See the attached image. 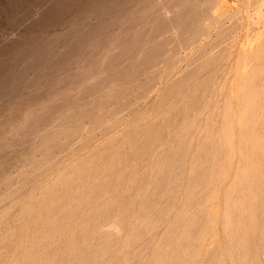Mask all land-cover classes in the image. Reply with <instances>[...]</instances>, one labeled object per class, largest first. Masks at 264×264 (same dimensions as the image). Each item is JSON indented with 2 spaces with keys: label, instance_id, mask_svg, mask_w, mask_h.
Wrapping results in <instances>:
<instances>
[{
  "label": "rangeland",
  "instance_id": "rangeland-1",
  "mask_svg": "<svg viewBox=\"0 0 264 264\" xmlns=\"http://www.w3.org/2000/svg\"><path fill=\"white\" fill-rule=\"evenodd\" d=\"M221 42L235 50L228 58L231 86L242 69L239 86L252 124L264 125V0H0V240L15 238V212H5L20 205L46 264H147L145 255L169 242L168 225L180 211L175 129L166 109L148 110L146 120L133 117L146 95L150 104L183 80L198 48L214 59ZM89 79L87 110L115 137L108 144L97 136L82 184L84 195H103L112 206L101 223L76 211L82 196L59 187L68 183L62 165L80 167L57 154L62 125L40 131L39 106ZM39 176L46 182L36 190ZM253 184L247 225L259 246L251 264H264V191L258 176ZM37 205L43 210L36 212Z\"/></svg>",
  "mask_w": 264,
  "mask_h": 264
},
{
  "label": "clouds",
  "instance_id": "clouds-1",
  "mask_svg": "<svg viewBox=\"0 0 264 264\" xmlns=\"http://www.w3.org/2000/svg\"><path fill=\"white\" fill-rule=\"evenodd\" d=\"M220 47L214 59L208 58L206 48H198L188 58L183 80L150 104L147 101L151 97L146 95L139 101L143 111L133 117V121L146 120L148 110L166 109L169 126L175 129L180 211L168 225L169 242L146 254L147 264H245L246 259L251 264L259 246L251 237L247 213L257 176L264 191V125L252 124L239 86L244 78L242 69L237 87L231 86L228 58L235 50L222 42ZM53 79L54 71L48 80ZM93 83L84 80L75 92L71 88L57 91L42 103L39 111L44 114V123L40 131L62 125L57 154L78 162L80 167L72 163L61 166V175L68 181L60 186L61 191L82 196L76 211L84 219L94 217L101 223L109 219L112 206L105 203L103 195H84L82 184L98 147L97 136L103 135L104 143H111L115 137L111 128L98 125L87 110V90ZM260 111L264 112V107ZM30 117L31 112L26 113L23 123ZM151 126H155L154 121ZM134 131L139 134L144 129L134 127ZM45 182V177H36L35 189ZM10 212H15V238L5 235L0 240V264H46L39 246L29 239L33 221L25 216V207L10 208L5 216Z\"/></svg>",
  "mask_w": 264,
  "mask_h": 264
},
{
  "label": "bare ground",
  "instance_id": "bare-ground-1",
  "mask_svg": "<svg viewBox=\"0 0 264 264\" xmlns=\"http://www.w3.org/2000/svg\"><path fill=\"white\" fill-rule=\"evenodd\" d=\"M211 56H212V55H211ZM259 91H260V90H259ZM259 91H258V92H259ZM261 96H262V95H261ZM108 144H109V143H108ZM167 146H168V145H167ZM107 148H108V146H107ZM99 153H100V152H99ZM110 153H111V151H110ZM100 155H101V154H100ZM108 156H109V155H108ZM110 156H111V155H110ZM111 157H113V156H111ZM114 158H115V157H114ZM110 159H111V158H110ZM111 161H112V160H111ZM114 161H115V160H114ZM77 165H78V164H77ZM106 167H107V166H106ZM168 175H169V174H168ZM87 176H88V175H87ZM93 179H94V178H93ZM96 181H98V180H96ZM65 182H66V181H65ZM56 183H57V182H56ZM58 184H60V183H58ZM63 184H64V183H63ZM60 186H61V185H60ZM60 186H59V187H60ZM84 186H85V185H84ZM84 188H85V187H84ZM47 189H49V188H47ZM85 189H86V188H85ZM90 189H91V188H90ZM45 190H46V189H45ZM50 190H51V189H50ZM53 190H54V187H53ZM45 192H46V191H45ZM62 192H63V191H62ZM105 192H106V191H105ZM107 192H108V191H107ZM83 193H84V192H83ZM101 193L103 194V192H101ZM46 194H47V193H46ZM58 194H59V193H58ZM42 195H43V194H42ZM44 196H45V195H44ZM46 196H47V195H46ZM64 196H65V195H64ZM133 197H134V196H133ZM43 198H44V197H43ZM47 198L49 199V197H47ZM51 198H52V197H51ZM64 198H65V197H64ZM75 198H76V197H75ZM75 198H74V199H75ZM250 198H251V197H250ZM48 199H46V200H48ZM59 199H60V198H59ZM70 199H71V198H70ZM70 199L68 198V201H69ZM251 199H252V198H251ZM72 200H73V199H72ZM125 201H126V200H125ZM55 202H56V201H55ZM63 202L65 203V201H63ZM64 203H63V204H64ZM72 203H73V201L71 202V204H72ZM52 204H53V203H52ZM52 204H51V205H52ZM63 204H62V205H63ZM68 204H70V203H68ZM54 205H55V204H54ZM37 206H38V205H37ZM52 206H53V205H52ZM57 206H58V205H57ZM57 206H56V207H57ZM65 206H66V205H65ZM71 206H72V205H71ZM33 207H34V206H33ZM39 207H40V206H38V208H39ZM28 208H30V207H28ZM35 208H36V207H35ZM35 208H34V209H35ZM40 208H41V207H40ZM45 208H46V206H45ZM45 208H44V210H45ZM41 209H42V208H41ZM52 209H53V207H52ZM60 209H61V208H59V210H60ZM69 209H70V208H69ZM27 210H28V209H27ZM42 210H43V209H42ZM49 210H50V209H49ZM64 210H65V209H64ZM32 211H33V210H32ZM51 211H52V210H51ZM54 211H55V210H54ZM36 212H37V211H36ZM59 212H60V211H59ZM57 213H58V212H57ZM50 214H51V213H50ZM50 214H49V215H50ZM55 214H56V212H55ZM60 214H61V213H60ZM75 214H76V213H75ZM77 214H78V213H77ZM40 215H41V214H40ZM34 216H35V215H34ZM42 216H43V215H42ZM66 216H67V215H66ZM37 217H38V216H37ZM39 217H40V216H39ZM40 219H43V218H40ZM61 219H62V218H61ZM69 219H70V218H69ZM33 220H35V219L33 218ZM38 220H39V219H38ZM35 221H36V220H35ZM59 221H60V220H59ZM61 221H62V220H61ZM61 221H60V222H61ZM56 222H57V221H56ZM61 223H62V222H61ZM45 224H47V223H45ZM58 224H59V223H58ZM71 224H72V223H71ZM73 224H74V223H73ZM73 224H72V226H73ZM75 224H76V223H75ZM47 225H48V224H47ZM55 225H57V224H55ZM68 225H70V224H68ZM33 226H34V225H33ZM37 226H38V223H37ZM45 226H46V225H45ZM51 226H52V225H51ZM38 227H39V226H38ZM41 227H43V226H41ZM46 227H47V226H46ZM57 227H58V226H57ZM74 227H75V226H74ZM78 227H79V226H78ZM53 228H54V227H53ZM63 228H64V227H63ZM72 228H73V227H72ZM75 228H76V227H75ZM117 228H118V227H117ZM35 229H36V228H35ZM40 229H41V228H40ZM40 229H39V232H40ZM49 229H50V228H49ZM70 229H71V227H70ZM73 229H74V228H73ZM29 230H30V229H29ZM43 230H44V228H43ZM46 230H47V229H46ZM54 230H55V229H54ZM61 230H62V229H61ZM64 230H65V229H64ZM75 230H76V229H74V231H75ZM115 230H116V229H115ZM48 231H50V230H48ZM48 231H47V232H48ZM72 231H73V230H72ZM55 232H56V231H55ZM30 233H31V231H30ZM32 233H34V232H32ZM48 233H49V232H48ZM52 233H53V232H52ZM78 233H79V232H78ZM13 234H14V233H13ZM44 234H46V233H44ZM14 236H15V235H14ZM29 236H31V235H29ZM39 236H40V235H39ZM49 236H50V235H49ZM60 236H61V234H60ZM41 237L43 238V237H45V236H41ZM46 237H47V236H46ZM46 237H45V238H46ZM12 238H14V237L12 236ZM42 238H41V239H42ZM76 238H77V237H76ZM136 238H137V237H136ZM29 239H30V238H29ZM31 239H32V238H31ZM34 239H36V238H34ZM48 239H49V238H48ZM72 239H73V238H72ZM77 239H78V238H77ZM60 240H61V239H60ZM79 240H80V239H79ZM79 240H78V241H79ZM52 241H54V240H52ZM78 241H77V242H78ZM127 241H128V240H127ZM159 242H160V241H159ZM166 242H167V241H166ZM62 243H64V242H62ZM73 243H74V242H73ZM50 244H51V243H50ZM50 244H49V245H50ZM69 244H70V243H69ZM75 244H76V243H75ZM73 245H74V244H73ZM43 246H44V245H43ZM68 247H69V246H68ZM70 247H71V246H70ZM70 247H69V248H70ZM72 247H73V246H72ZM44 248H46V247H44ZM74 248H75V246H74ZM46 251H48V250H46ZM46 251H44V254H46V253H45ZM51 251H52V250H51ZM62 251H63V250H62ZM65 251H66V250H65ZM65 251H64V252H65ZM57 252H59V251H57ZM111 252H112V251H111ZM67 253H68V251H67ZM62 254H63V253H62ZM65 254H66V253H65ZM65 254H64V255H65ZM91 254H92V253H91ZM91 254H90V255H91ZM55 255H56V254H55ZM69 255H70V254H69ZM62 256H63V255H62ZM66 256H67V255H66ZM66 256H65V257H66ZM73 256H74V254H73ZM79 256H80V255H79ZM91 256H92V255H91ZM47 257H48V256H47ZM68 257H69V256H68ZM44 258H45V256H44ZM49 258H50V257H49ZM53 258H54V257H53ZM53 258H52V259H53ZM55 258H56V257H55ZM72 258H73V257H72ZM46 259H47V258H46ZM67 259H69V258H67ZM70 259H71V257H70ZM76 259H77V258H76ZM78 259H79V258H78ZM262 259H263V258H262ZM62 260H63V258H62ZM62 260H61V261H62ZM64 260H65V258H64ZM64 260H63V261H64ZM73 260H74V259H73ZM52 261H53V260H52ZM58 262H59V261H58ZM67 262H68V260H67ZM70 262H71V260H70ZM73 262H74V261H73ZM78 262H79V260H78ZM59 263H60V262H59ZM68 263H69V262H68Z\"/></svg>",
  "mask_w": 264,
  "mask_h": 264
}]
</instances>
